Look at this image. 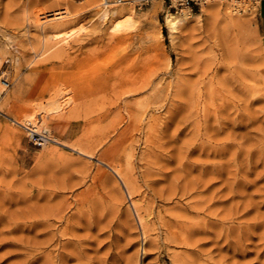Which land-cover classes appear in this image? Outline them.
Returning <instances> with one entry per match:
<instances>
[{
    "label": "rangeland",
    "instance_id": "374dc122",
    "mask_svg": "<svg viewBox=\"0 0 264 264\" xmlns=\"http://www.w3.org/2000/svg\"><path fill=\"white\" fill-rule=\"evenodd\" d=\"M11 1L0 0V75L11 82L0 100V264H49L59 203L65 264H264L262 0H217V17L196 8L174 41L165 0H121L110 16L95 0L62 24L42 17L55 8L44 1L31 18L26 0ZM130 6L138 21L110 31ZM84 26L69 46L44 44ZM140 80L151 85L130 93ZM54 99L70 102L50 113ZM32 112L63 143L35 144L12 121ZM127 161L133 190L113 170ZM184 229L188 244L175 238Z\"/></svg>",
    "mask_w": 264,
    "mask_h": 264
},
{
    "label": "bare ground",
    "instance_id": "6f19581e",
    "mask_svg": "<svg viewBox=\"0 0 264 264\" xmlns=\"http://www.w3.org/2000/svg\"><path fill=\"white\" fill-rule=\"evenodd\" d=\"M42 1H44L45 3H48V5H52L55 7L54 9H51L47 13V15H43L42 17L46 18L48 16L47 20H59L60 19L61 21L58 22L57 24H62L65 22V20H67L71 17H75L79 14H83V13L85 14L86 12H89L91 10L89 8L95 7L97 5L94 3L95 0H26V1L21 2V5H22L21 7H22L27 18H31V16L34 17V15H32V14L34 12L40 10V9H34V5L38 4V3H43ZM215 1H217V0L208 1V3L204 4L201 7V10H206L208 12V14H210V16H213V17L219 16L220 14H222L221 4L217 3ZM221 1L223 3H226L229 0H221ZM11 2H13V3L17 2L18 3L19 0H12ZM134 2L135 1L131 0L130 3H134ZM102 4H104V2ZM108 6L109 5L104 4L103 10H104L105 14L109 15V14H111V10L109 9ZM125 7H126V5H125ZM130 9H131L130 12H127L124 15L122 14L123 15L122 17L118 18L112 25H110V27H109L110 31H113V32L115 31L117 33L123 34V33L127 32L134 25V23L136 21H138L136 19L134 7L130 6ZM236 9H238V7H236ZM118 10H120V9H118ZM113 11L115 12L117 10H113ZM193 14L200 15V12H193V10H191L190 8H179L177 11L167 9L166 14H165L164 24L167 27V29L169 30V33H170L169 36H170L172 41H174L176 39V34L179 32L181 25L182 24L185 25V24L189 23L190 17ZM38 15H39V13L37 12L35 15V18H38ZM47 20H44V21H47ZM87 24H88V22H87ZM156 24L158 25V29H157L156 33H158L159 38L163 41L164 40V32H163L162 23H161L159 18L156 19ZM76 27L69 29V30H63V29L61 30L60 29V31L56 30V32H52L48 36L44 35L43 39H44V42H46L44 44L50 43L51 40L56 41L57 39L59 40L60 38H64V42H66L67 43L66 45L69 46L70 45L69 39H71L77 33H79V30L83 31L85 29V26L83 28H80V29H77ZM86 31H87V29L85 30V32ZM72 40H74V38ZM59 54H62V53H58V56H60ZM149 85H151L150 82H147V81L141 82V80H140V82L134 83L133 87L129 90V92L132 94L140 93L141 91H143V89L145 87H148ZM69 102L70 101H60L59 99H54L48 103V106H49L48 111L50 113L59 111V113H60V110H62ZM0 112L3 113L1 108H0ZM36 114L37 113L32 112V113L27 114L26 118L25 119L23 118L24 120H22V121L16 120L14 118L12 119V121L15 123L25 125V127H27L30 132H31V130L32 131H39V124L38 123L39 122H41V124L44 123V115L40 114L39 120H38L39 122H38V121H36V117H35ZM42 130L43 131L44 130L50 131V129L46 126L43 127ZM55 139L59 143H63V142L59 141L57 137H55ZM83 154L91 156L89 153H83ZM113 170L115 171V173H117V175L119 177H121V176L125 177V179L128 181V183H130L129 188L131 190L134 189V185L131 184V183H133V178H132V170L130 167V162L127 161L126 165L116 164L113 167ZM48 213H49L48 214L49 233H48L47 243H48V246L50 247L49 256H48L49 264H65L70 254L68 252H66V250L64 248L65 244L62 242V240L67 233L65 231L60 232V235L53 233V226L55 224V221H57V220L62 221L65 218V214L63 213L62 205H60V203L56 204L55 206L51 205V208L49 209ZM136 216H137V221H138L139 228H140L141 235H142V237H141L142 238V249L145 250L144 244L146 241L145 239H146V226H147L146 219H147V217L143 216V215H139L138 212H136ZM182 231H183L182 233L175 234V238L179 241V243H182V244L190 243L189 242V234H190V232H192V230H190L189 233H187V231H185V229ZM56 236H57V238H56ZM140 264H143L142 260L140 261Z\"/></svg>",
    "mask_w": 264,
    "mask_h": 264
},
{
    "label": "built area",
    "instance_id": "2783aa9c",
    "mask_svg": "<svg viewBox=\"0 0 264 264\" xmlns=\"http://www.w3.org/2000/svg\"><path fill=\"white\" fill-rule=\"evenodd\" d=\"M121 0H103L104 4L112 5L116 4ZM168 4L169 9H175L176 11L179 8H190L194 10L196 8H201L204 4L208 3L210 0H165ZM243 10V8H242ZM11 82L9 78L5 75H0V100L5 94L6 90L10 87ZM32 138L35 144L43 145L48 142H56L55 137L52 132L49 130H40L32 131Z\"/></svg>",
    "mask_w": 264,
    "mask_h": 264
},
{
    "label": "crops",
    "instance_id": "0c3cea01",
    "mask_svg": "<svg viewBox=\"0 0 264 264\" xmlns=\"http://www.w3.org/2000/svg\"><path fill=\"white\" fill-rule=\"evenodd\" d=\"M261 3H262V7L264 8V0H262V2H261Z\"/></svg>",
    "mask_w": 264,
    "mask_h": 264
}]
</instances>
